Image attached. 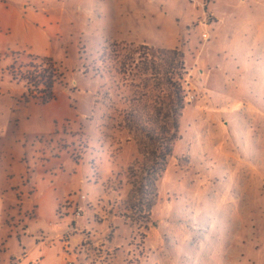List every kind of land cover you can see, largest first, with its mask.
Here are the masks:
<instances>
[{
  "label": "rangeland",
  "instance_id": "1",
  "mask_svg": "<svg viewBox=\"0 0 264 264\" xmlns=\"http://www.w3.org/2000/svg\"><path fill=\"white\" fill-rule=\"evenodd\" d=\"M31 4L62 15L46 57L57 77L43 101L20 79L29 59L0 53V264L92 207L108 220L96 242L124 238L128 263L264 264V0ZM179 61L194 100L171 140ZM158 147L172 152L163 160Z\"/></svg>",
  "mask_w": 264,
  "mask_h": 264
},
{
  "label": "crops",
  "instance_id": "2",
  "mask_svg": "<svg viewBox=\"0 0 264 264\" xmlns=\"http://www.w3.org/2000/svg\"><path fill=\"white\" fill-rule=\"evenodd\" d=\"M58 12L60 10L56 7H37L31 4V0H0V53L25 57L29 55L35 57L52 56L51 39L53 40V37L58 33V26L62 21V15ZM80 183L82 182L79 180ZM63 185L65 183H58L55 187L64 192L65 186ZM66 197L60 200L61 203L71 201L69 196ZM82 199L83 196L80 200ZM37 204L34 203L35 207L41 205L40 203ZM87 206L92 207L94 205L87 203ZM77 209L81 212L78 218L84 217L83 220L82 218L73 219L69 224L64 222L51 223L50 227L44 231L30 234L28 243L20 242L19 253L14 254L9 249L6 250V254H10L11 262L9 261V264H116L114 259L112 262L109 261V258H112L109 254L107 255L108 262H101L103 258L101 259L100 255L102 254L94 255L95 252H98L95 249L96 245L100 246L101 250L106 248L109 251L114 250V255L111 256H115L118 252L119 264H134L121 258L120 252L126 244L124 238L118 244L112 238L110 242H106V245L105 243L101 244V241L96 242L100 232L104 228L107 229L108 220L96 223L92 219L94 217L93 207L87 208L84 213L81 208ZM63 216V212L59 209L58 218L63 219ZM101 225L105 227H101ZM71 226L75 231L71 230L64 235L68 227ZM113 229H116L117 233L120 227L115 225ZM4 248L2 246L0 250L4 251Z\"/></svg>",
  "mask_w": 264,
  "mask_h": 264
},
{
  "label": "trees",
  "instance_id": "3",
  "mask_svg": "<svg viewBox=\"0 0 264 264\" xmlns=\"http://www.w3.org/2000/svg\"><path fill=\"white\" fill-rule=\"evenodd\" d=\"M159 53L173 54L176 58L179 57V59H182L181 55H177V53H175L174 51H168L167 52L165 50H159ZM26 58L29 59L28 63H26V65H24V67L27 70V71H25L26 73L24 71L23 72L20 71V69L22 67H20V69H18V71L20 73V79L25 83L26 86L29 87V89L33 88V89H35V91L41 90L40 93H45L44 97L39 96L37 98H39L43 101H48L49 99L52 98L51 90H52L54 81L56 80V79H54V77L57 74L55 72L56 70L54 69L55 64L53 63V61L50 58H46V57L40 58V57H35V56H26ZM51 64L53 65L52 66L53 68L51 67ZM50 68H52L53 71ZM174 70L175 71H173L170 74L171 76H173L172 78H173L174 82L172 83L171 78L168 79V84H170V87L172 88L173 94H174V96H173L174 100H172L171 101L172 103H170L168 105L172 111V125L168 129V130L172 131L171 140L175 139L176 134L178 132V117L180 116V113H178V112H179V110L183 109V106H182L183 100H185L184 99V93L182 94V91L180 89V83L183 80L182 78L184 75L183 74V71H184L183 61H179L177 63V65L174 66ZM52 72H54V73H52ZM180 94L182 95V97L180 96ZM32 96L35 97V95H32ZM136 125H137L136 128H138V131L143 133V135H145L148 139L153 140L152 135L149 133V131H146L147 129L145 130L144 126H141L137 122H136ZM157 131L159 132L161 138H163L164 133H166L165 127L162 125H158ZM171 152H172V149H170V148L167 149V147H166V149H162V148L158 149V153H161L160 154L161 156L164 155V156H162L163 160L166 158V156H169L171 154ZM91 171H92V169H91ZM88 173L90 174V172H88ZM85 177H86V175L84 176V178ZM86 181L88 183L93 184L94 186L97 185V181L95 180L94 177H92V174H90L87 177ZM80 215H81V212H80Z\"/></svg>",
  "mask_w": 264,
  "mask_h": 264
},
{
  "label": "built area",
  "instance_id": "4",
  "mask_svg": "<svg viewBox=\"0 0 264 264\" xmlns=\"http://www.w3.org/2000/svg\"><path fill=\"white\" fill-rule=\"evenodd\" d=\"M201 39L202 41H207L208 40V36L205 32H203L201 34ZM182 89L184 90V99L186 100V102H191L192 100H194V96L191 94L190 90H189V87H190V84H189V79L188 78H184L183 79V82H182ZM82 198V196L80 197ZM75 216L78 217L80 216V210L78 209L75 213ZM75 231V229H73V227H68L67 231L65 232L66 234L69 232V231Z\"/></svg>",
  "mask_w": 264,
  "mask_h": 264
}]
</instances>
